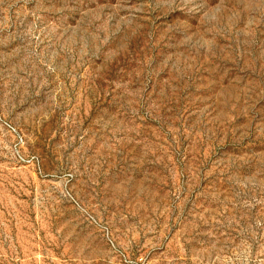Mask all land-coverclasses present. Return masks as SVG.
<instances>
[{
	"label": "rangeland",
	"instance_id": "1",
	"mask_svg": "<svg viewBox=\"0 0 264 264\" xmlns=\"http://www.w3.org/2000/svg\"><path fill=\"white\" fill-rule=\"evenodd\" d=\"M0 264H264V0H0Z\"/></svg>",
	"mask_w": 264,
	"mask_h": 264
}]
</instances>
